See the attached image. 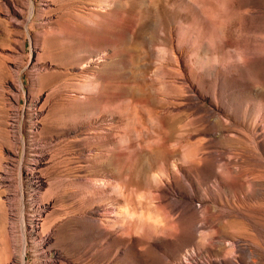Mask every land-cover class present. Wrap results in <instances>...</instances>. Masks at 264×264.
Returning <instances> with one entry per match:
<instances>
[{
  "label": "rangeland",
  "instance_id": "rangeland-1",
  "mask_svg": "<svg viewBox=\"0 0 264 264\" xmlns=\"http://www.w3.org/2000/svg\"><path fill=\"white\" fill-rule=\"evenodd\" d=\"M237 7L243 40L175 0H0V264H264V0Z\"/></svg>",
  "mask_w": 264,
  "mask_h": 264
},
{
  "label": "clouds",
  "instance_id": "clouds-1",
  "mask_svg": "<svg viewBox=\"0 0 264 264\" xmlns=\"http://www.w3.org/2000/svg\"><path fill=\"white\" fill-rule=\"evenodd\" d=\"M175 3L178 8L185 7L199 10L202 14L206 15L213 29L216 31L223 29L225 36L228 35L229 30H231L233 38L243 40L247 36V32L241 23L242 14L243 19L246 21L247 12L245 8L237 7L238 0H175ZM209 4L214 6L210 13L207 11ZM190 22L191 21H189V23ZM237 29H239V31H237ZM209 40L211 41V36ZM253 87L257 91L260 90L255 84H253ZM169 148L172 151L179 149V159L183 162L184 166L199 164L200 162L199 147L194 142L184 143L183 145L173 142L169 145ZM172 166H176L174 162H172ZM136 220H138V217H132L125 211L117 226L119 229L118 235L126 238L128 236V225L133 224ZM145 222L151 224L154 229L165 228L168 227L169 224L163 212H157L155 210H153L150 218L147 215L145 216ZM133 235H135V233H133Z\"/></svg>",
  "mask_w": 264,
  "mask_h": 264
}]
</instances>
